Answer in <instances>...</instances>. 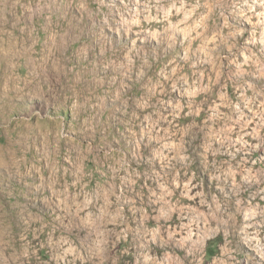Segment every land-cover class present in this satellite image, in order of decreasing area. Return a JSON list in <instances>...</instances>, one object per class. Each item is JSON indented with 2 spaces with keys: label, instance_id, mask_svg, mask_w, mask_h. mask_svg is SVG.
<instances>
[{
  "label": "rangeland",
  "instance_id": "1",
  "mask_svg": "<svg viewBox=\"0 0 264 264\" xmlns=\"http://www.w3.org/2000/svg\"><path fill=\"white\" fill-rule=\"evenodd\" d=\"M0 264H264V0H0Z\"/></svg>",
  "mask_w": 264,
  "mask_h": 264
},
{
  "label": "clouds",
  "instance_id": "2",
  "mask_svg": "<svg viewBox=\"0 0 264 264\" xmlns=\"http://www.w3.org/2000/svg\"><path fill=\"white\" fill-rule=\"evenodd\" d=\"M241 14H243V13H241Z\"/></svg>",
  "mask_w": 264,
  "mask_h": 264
}]
</instances>
